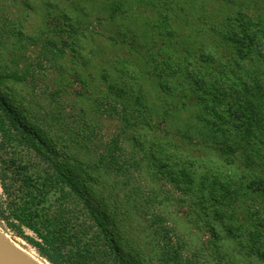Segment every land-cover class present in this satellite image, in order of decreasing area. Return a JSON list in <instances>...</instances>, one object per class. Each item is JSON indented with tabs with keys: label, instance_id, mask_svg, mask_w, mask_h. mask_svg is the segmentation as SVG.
Instances as JSON below:
<instances>
[{
	"label": "rangeland",
	"instance_id": "1",
	"mask_svg": "<svg viewBox=\"0 0 264 264\" xmlns=\"http://www.w3.org/2000/svg\"><path fill=\"white\" fill-rule=\"evenodd\" d=\"M234 8L225 0H0V103L36 146L0 148V174L14 149L43 166L44 148L84 162L133 264H264V239L246 238L255 195L228 199V180L244 164L223 151L211 99L195 84L199 71L231 73L242 45L222 23Z\"/></svg>",
	"mask_w": 264,
	"mask_h": 264
},
{
	"label": "trees",
	"instance_id": "2",
	"mask_svg": "<svg viewBox=\"0 0 264 264\" xmlns=\"http://www.w3.org/2000/svg\"><path fill=\"white\" fill-rule=\"evenodd\" d=\"M225 1L235 10L222 27L242 48L229 75L199 71L195 84L211 99V124L225 134L223 151L244 164L242 176L228 180V199L249 190L255 195L246 224L247 241L255 243L264 239V0ZM247 48L251 67L245 66ZM5 111L0 103V148L15 147L16 141L36 147ZM14 150L0 174L3 232L27 243L48 264H133L108 204L97 195L90 167L69 156L56 160L45 148L43 166L22 154L15 157Z\"/></svg>",
	"mask_w": 264,
	"mask_h": 264
},
{
	"label": "water",
	"instance_id": "3",
	"mask_svg": "<svg viewBox=\"0 0 264 264\" xmlns=\"http://www.w3.org/2000/svg\"><path fill=\"white\" fill-rule=\"evenodd\" d=\"M7 236L5 232L0 230V264H37L16 249L10 240L11 238L8 239Z\"/></svg>",
	"mask_w": 264,
	"mask_h": 264
},
{
	"label": "bare ground",
	"instance_id": "4",
	"mask_svg": "<svg viewBox=\"0 0 264 264\" xmlns=\"http://www.w3.org/2000/svg\"><path fill=\"white\" fill-rule=\"evenodd\" d=\"M6 238L10 239V237H8V236ZM11 242L13 243V245H14V247L16 249H18L20 252H22L23 254H25L26 256H28L30 259H32L37 264H48L47 262H41V261H39L32 253L26 251L21 246H19L18 244H16L14 241H11Z\"/></svg>",
	"mask_w": 264,
	"mask_h": 264
}]
</instances>
